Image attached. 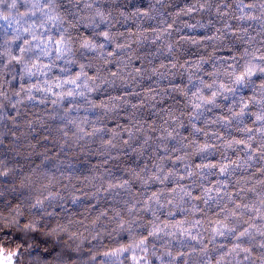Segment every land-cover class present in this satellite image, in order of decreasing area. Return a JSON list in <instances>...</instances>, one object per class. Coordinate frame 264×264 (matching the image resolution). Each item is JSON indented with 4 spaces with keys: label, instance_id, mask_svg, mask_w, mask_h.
<instances>
[{
    "label": "clouds",
    "instance_id": "clouds-1",
    "mask_svg": "<svg viewBox=\"0 0 264 264\" xmlns=\"http://www.w3.org/2000/svg\"><path fill=\"white\" fill-rule=\"evenodd\" d=\"M0 264H264V0H0Z\"/></svg>",
    "mask_w": 264,
    "mask_h": 264
}]
</instances>
